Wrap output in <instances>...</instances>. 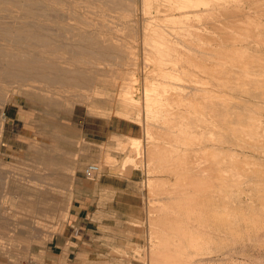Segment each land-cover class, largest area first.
<instances>
[{
  "label": "rangeland",
  "instance_id": "rangeland-1",
  "mask_svg": "<svg viewBox=\"0 0 264 264\" xmlns=\"http://www.w3.org/2000/svg\"><path fill=\"white\" fill-rule=\"evenodd\" d=\"M9 1L0 0V12H2L0 13V72L2 73V69H4L2 66H5L8 60L17 64H22L23 69L21 68L20 72L14 73L15 75L10 74L12 72H4V75L0 74V77L3 75L1 79H5L2 80L3 82L0 81L2 83L0 89H2L1 91H4L5 95L8 96V101L5 102L3 106L0 105V129H3L0 131L2 134H0V264H152L154 261V257H152L154 250L152 249L160 246L161 242L159 243V241L162 240L163 237L169 236V239L173 238L172 241H177L176 243L183 242L182 244H184L185 247V254H183L186 256L184 257V255H182L179 259L177 258L176 262L174 261L169 263L170 257L167 259L165 257H168V255L166 254L165 256L164 254L165 257L162 256L160 259V256L155 259L156 262L161 260L159 261L161 262L159 264H163L165 260L167 261H165L164 264H264V225H256L254 221L257 217L253 214H250L251 217L248 218V220H252L250 225L242 220V217L244 216L242 213L243 210L245 211L244 214H246L248 210L250 211L251 208L255 207L254 210H258L255 213L259 215L261 210L264 209L262 206V203H264V197H262L261 192L257 191L259 186H256L259 182L262 183L260 185V189L262 190L259 191H263L264 147H261L258 144L259 140L256 141L258 142L256 143V139L250 137L249 138L253 140L249 141L247 138L248 142L252 143V145H246L248 148L245 146L239 147L237 144L235 146L234 144H231V146V140L234 139V141H237L236 139H240L241 133L233 132L230 128V130L228 129L230 126L224 120L226 118L230 119V115L225 116L226 112L223 107V105H226L225 110H228L229 108L234 109L235 106L233 105L237 102V105L244 103L242 98L252 99V104L250 105L248 103V109L246 108L244 110L249 113L250 111H253V113H255L253 121L255 123L256 121L260 122L257 123L258 126L261 124L262 126L260 125V127H262V129L264 128V106L262 107L261 105L264 104V101H262L264 99V88H262L264 86V71H261L264 69V61L263 63L261 62L264 60V5L262 4L264 3V0H240L237 4L235 3V6L231 4L234 9L238 5L236 8L237 10L240 6L242 12L245 11V13H250V19H252L251 22H253L251 23L253 25H250L251 27L255 25H257V27L255 26L256 28L260 27L258 28L259 30L256 28L254 30L251 29L250 31L253 30V32H248L247 34V30L245 28H240L241 30L243 29V31L239 29L241 31L239 32V30H236L237 28L232 29V26L227 24L229 25L228 27L231 26V29H229L221 19L223 18V15L219 14V10H217V12L215 10H209L210 12L214 11L213 15L207 10L202 14L203 17L199 16V18L194 15V17L191 16L189 20L186 19L185 22L179 23L171 21L170 19L168 20L164 14L165 12L163 10H159V7L160 9H163V6H159L156 2H153L154 4L152 3V5L150 4V6L144 5L141 0H131L133 4L132 6H128L123 0H112L113 3L111 0H92L90 4L85 3L86 5L81 3L84 0H58L57 2H52V5L49 0H44L42 2L43 4L40 0ZM134 1H137V3H134ZM47 2H50V4H47ZM103 3L105 5H103ZM254 3H256L257 9ZM29 4H33L34 6H29ZM92 4L94 5L93 9ZM43 5L47 6L46 8H50L48 9V12L47 9H44L45 7ZM48 5L50 6L48 7ZM126 5L129 8L131 7L130 9L133 10L129 11L130 9L127 7L129 13L125 12ZM250 5L253 6L251 7ZM259 5L260 7H258ZM120 7H123V9ZM144 8H147V10H145L146 12H150H147L148 15L147 13H144ZM50 11L53 13L50 14ZM238 12H240V8ZM15 13L18 14V16ZM232 13L233 12H230V14ZM252 13L257 17L252 15ZM59 16L62 20H60L61 18ZM83 16H87L86 19L82 18ZM144 16H147L146 18L148 20H144ZM220 19L221 22L219 23L218 21H220ZM149 20L155 21L148 25L147 21ZM189 22L191 24H189ZM77 23L78 25H76ZM183 25H185L186 28H184ZM188 25H190V27L192 26V28ZM198 25L201 26L197 27ZM30 26L31 28H29ZM147 26H151L152 28H156L157 26L158 29H156V31L159 30L162 34L163 31L165 33L166 30V34H169V36L167 37V35H163L160 37H166V39L170 40V45L173 46L174 44V48H180L182 46L180 43H174V40L178 38L173 35H175V33L177 35L178 33V37H181L179 38L180 40L183 42H193L192 45L194 44L195 47H200L208 53L200 55L201 53L196 51V53L199 54L190 56L179 54V57L177 54H171L168 57L153 54V56L149 55L150 58H147L145 53L153 51L152 46H147L144 43L146 38L144 30H146ZM181 26H183V28ZM194 26L197 29H194L193 32L196 33L191 34L192 31L189 32L188 30H193ZM77 27L78 30L74 29ZM29 29L33 30V34L29 35ZM14 31L16 32L14 33ZM77 31L78 33H76ZM83 31H86L90 38L86 32L84 36ZM93 31L96 32L94 33ZM225 31L234 34L236 32L235 35H237L241 40H239L240 42L238 41L239 43L237 42L238 44H236L238 46L245 45L244 47L241 46L245 48L244 51L246 52L245 55H242L241 61L243 60L249 64L251 63L250 65L260 66L259 69L261 73H258L259 71L257 73L261 75L255 77H260L259 79L262 81V84L260 85H262V87L259 83L258 85L248 83V85H251V89H255L257 87L256 90L260 92L259 94L263 99L260 96L254 97V95L248 97L246 92L243 93L240 89H232L236 86L227 85L228 88L225 87L226 90L224 89V85L226 84L223 81L226 77L224 78L221 74L224 72L222 65L224 63L223 55H215L216 51L214 50L218 51L219 48L221 49V46L223 47L225 45V43L227 45H231L229 40V42L225 40ZM149 32L152 31L149 30ZM80 33L83 35L78 37ZM72 34L74 38H71ZM195 34H197V36H194ZM96 36L98 40H96ZM100 36L106 37H103L105 39L104 43L99 42V40H102ZM211 39H213L212 42ZM255 39L257 40L255 41ZM88 40L90 41L88 42ZM243 41L245 42L243 43ZM75 43H80L87 48L92 45L96 46L97 44L98 46H101L102 43L107 47L105 52L98 55L96 52H87L88 55L86 52L83 54L80 52H74L76 53L74 54L72 51L73 49L71 48H73ZM260 44L263 45L261 46ZM182 49H185V46ZM208 49L211 52L208 51ZM12 50H14L15 53L12 52ZM16 50L18 51V54ZM37 56L38 58L40 57V60L37 59ZM82 56L84 58H81ZM188 56L189 59L192 58L191 56L194 58L189 61ZM245 56L247 57L245 58ZM195 57H197L199 63ZM77 61L78 66L76 65ZM258 61L262 63V65L260 63L256 64ZM40 62L42 63L40 64ZM235 63L237 64V62ZM235 63L233 62L231 65H228V67L233 68L234 70H239L238 67H240V65H237V69L235 68ZM52 64H54L55 67ZM197 64H200L201 67ZM204 64L208 67L206 70L203 68ZM215 64L218 67V75L211 74L212 72L209 71L210 67L212 68ZM65 65L66 68H64ZM71 65L73 67H71ZM74 65L77 67H74ZM10 69L11 68L9 67L8 71H10ZM198 69L203 71L201 72ZM220 74L221 77H219ZM74 75H79L82 79H79V82L78 80L75 82L76 79L73 78ZM212 79H214V82ZM241 79L245 78L241 77ZM174 80H176V82ZM158 81L159 83H157ZM194 81H196V83ZM215 83L217 84L215 85ZM191 86H200V88L206 89L208 87L210 88L207 89L208 91L211 89L212 91H215H213V93H201V91L191 90ZM27 87H29V89ZM241 87L244 88L249 86L246 84V86L240 85V88ZM147 88H149V91L151 90L153 92H162V90L167 89L166 91L168 94L170 93V98L176 97L171 100L173 103H171L169 107L171 109L181 111L180 114L182 116L178 114L180 117H177L178 115L172 117L170 116L167 119L173 123L179 121L180 126L186 129L191 127L192 132L194 131L196 133L194 134L193 132V135H196L194 145L183 143L189 141V139H185L181 140L182 143L178 144L180 147H189L190 152L194 157H196V154L201 153V146L203 145V143H201L202 140L204 141V139L210 138L212 135L211 131H213L214 133H217H215V136H220H217L219 137L217 138L218 141H220V138L222 137H225L226 139L225 140L223 138V141H227V138H232H230V140L228 139L229 142H223L222 140L218 143L217 140L215 142L217 144L220 143L217 145L221 149L219 150L220 152L218 151V154H220L219 156H222L221 159L219 158L220 163L224 161V164L230 160V156H227L226 158L229 160H224L226 155H229L230 149L235 152L237 151V154L241 153V155H235L236 157L241 156L243 161L247 159L245 162L250 163L248 165L244 162V164L251 167L250 169L245 166L246 169H244L246 171L242 169L243 178L247 179L244 180L246 182L242 180L244 183L239 179L241 174L238 172L240 171L237 169L235 170L232 167L227 168L228 166L226 167V164H221L223 167L220 165L225 171L227 168L226 176L232 171V173L238 171L235 173L240 174H231L232 176L229 175V177L231 176L236 179L238 176L237 183H239V188H243L245 191L243 189L242 190L244 192L238 190V187L236 188L238 191H236L234 187L233 188L235 190L229 189L230 187L227 188L229 186V182L233 184L237 180L233 178L229 179L227 176L225 178V184L227 185L226 190H228V192L224 189V195L221 193V196L224 197L226 192L227 196L232 190V194L235 195L233 196L230 194L229 196H233V198L231 199L230 197L229 199V196H227V200H233L235 204L232 201H225L226 197H224L225 199L223 200V198L219 195L220 193L216 192L217 196H220L222 201L226 204L228 202L231 206V203H233L231 207H237L238 209L239 205V208H241L242 204H244V207L241 208L242 211H240V209L238 210L240 216L237 215L236 218L238 222H242V224H240V227L242 228L240 234L237 233V235H235L236 233L233 232V234L230 229L227 227L225 228V221L223 222L225 225L222 226H219L218 223L215 227L214 224L213 227L209 226L208 228V226H206L205 228H207L208 232L207 230H204V227L195 228V230L198 229L196 231H200L201 229L203 231V233L199 236V238H201L199 239V243L201 244V240L203 239L205 240L203 243L204 246L207 241L208 245H206V247H203V245L199 246V244L198 246H192L188 238H182L183 235L180 233L179 229L174 231L173 228L168 229L160 224L162 218L159 216L160 220L158 215L161 213L156 211L160 204L158 199L165 195H169L170 188H176V177L167 169H164L163 171L159 160H151L150 156L147 155L146 146L147 143L152 142L155 145L163 144L162 146L165 144L171 146L173 143L170 144L169 141L167 142V140L159 139L154 135L159 129L156 126L153 127L150 122L154 113L150 112V114L147 115L146 112L147 109L145 108V105ZM174 89L179 92H176ZM218 89L223 91L220 92ZM96 91H98L99 94ZM194 93L197 94L198 97H201L202 95H205L206 97L205 99L201 98L202 100L199 99L202 101H200V103L198 99L196 100V102L198 101V109L197 105H195L196 108L193 106L195 102L192 100V98H194L192 95H194ZM221 94H225L226 97L228 95L230 97L232 96L234 99H232V97L231 99L230 97L228 99L225 96L223 97ZM206 95H210L209 99ZM214 101L220 103V105ZM211 103H214L213 106H215L216 109L220 107V110H222L221 113L220 110L218 114L215 113L213 108L210 107L212 106ZM227 105L229 107H227ZM162 111L165 110L162 109ZM223 111L225 114H223ZM161 116L162 117L159 118V120L167 117L165 112H162ZM235 117L236 116H234V118ZM156 121L157 120H154V122ZM159 122L162 123L161 121H158V123ZM149 123L150 126H147ZM196 128L198 131H195ZM213 129H217L218 131ZM262 129H260L262 132L260 130L258 132V135L261 133L259 136L264 135V129ZM228 130L230 134L227 133ZM255 133L257 136V132ZM117 135H121L126 138V142L121 144L116 137ZM247 136H249V134H247ZM133 137L141 142V147L139 142L137 144L130 143ZM200 139L201 142L199 143ZM244 140L245 141L241 140V142H244L245 145L247 140L245 138ZM249 146L254 148L250 149L251 147ZM244 147L246 150L241 151ZM227 148L230 149L227 150ZM224 150L225 152H223ZM226 150L229 152L227 153ZM210 153L215 156H211ZM202 154L208 155L210 160H216L215 158L217 157L216 153L210 151L207 152V154H205L204 151ZM245 155L248 157H245ZM202 159L200 161H202ZM61 163L62 169L58 167ZM69 164L71 167L68 166ZM90 164H99L101 167L100 171L94 178H89L85 174V169ZM63 165L68 167L65 172L63 170L65 167ZM153 166L155 169H153ZM247 170H249V172ZM244 173H247L248 175L245 174L244 177ZM227 178L229 180H227ZM250 178L252 185H250L251 183L249 182ZM151 183L156 184V187H152V185H150ZM168 183L171 185H168ZM237 183H234L233 185L238 186ZM255 183L257 184L255 185ZM158 185L162 186L158 187ZM240 185H243V187ZM107 186L109 189L106 188ZM41 187L45 188L42 189ZM163 193H165V195ZM153 197H155V201L153 200ZM90 202L93 203V206H91L93 207L92 209H94L95 205L97 206L98 204L103 210L100 213L105 217L110 218L108 219V228L112 231V244L109 246V251H104L100 255L89 253L88 251H80V253L76 252V254L71 253L70 256L60 255L57 259L49 261L52 255L51 246L56 237L58 235H64L69 231L73 232L75 229L77 231L80 230L79 225L74 223L71 224L69 222L71 214L75 213V211H80L81 209L86 208L87 203ZM249 202L254 203V205ZM108 203L110 214L107 213ZM237 203L240 204L237 205ZM262 207L263 209H261ZM178 212L179 211H175L173 213L174 215H177H175L176 218H179V216L183 214L181 211L180 213ZM262 213H264V210L261 214ZM82 214L85 216L84 213ZM184 215L180 217L181 220L179 219V221L183 222L185 219L186 222L182 224L186 227L189 223H193V225L198 224L199 226L200 222L207 219L206 217H201L199 221H196L197 219L195 218H188V223L185 212ZM226 216L224 217L225 219ZM182 217H184V219ZM191 219H195V221H190ZM258 220L263 221L264 219L260 218ZM157 222L159 223L157 224ZM210 227L213 229H210ZM162 228H165V230L168 229L167 232ZM186 230L189 232V227L186 228ZM51 231H53L52 234L50 233ZM164 232L169 235H164ZM181 232L183 231L181 230ZM204 234H207V237H204ZM179 235H181V237ZM210 237L213 238L211 239ZM213 239L214 241H212ZM41 240L42 242L40 243ZM164 240L166 239L164 238ZM205 248L207 249L204 250ZM213 251L215 252L213 253ZM188 253H190L188 255L189 258L187 257ZM207 253H212V255L210 254V257L214 262L209 258L207 259L210 261L206 259ZM191 256L194 261L190 258ZM183 257L188 259L186 263L184 262L186 259L184 260ZM207 257H209L208 254ZM152 258L153 260H151ZM204 259H206L207 262ZM156 262L154 261L153 264H157Z\"/></svg>",
  "mask_w": 264,
  "mask_h": 264
},
{
  "label": "bare ground",
  "instance_id": "bare-ground-1",
  "mask_svg": "<svg viewBox=\"0 0 264 264\" xmlns=\"http://www.w3.org/2000/svg\"><path fill=\"white\" fill-rule=\"evenodd\" d=\"M9 1V0H8ZM11 1V0H10ZM9 1V2H10ZM13 2H14V0H12ZM16 1V0H15ZM18 1H20V0H18ZM38 1V0H37ZM44 0H40V2L42 3ZM47 1V0H46ZM49 1H51V5H52V2H57L58 0H49ZM81 1V0H80ZM83 1V0H82ZM101 1V0H100ZM112 1V0H111ZM114 1V0H113ZM113 1H112V3H113ZM116 1V0H115ZM122 1V0H121ZM123 1H125V3L129 6H132L133 4H132V2H131V0H123ZM238 1H240V0H141V2L144 4V5H149L150 6V4L152 5V3L153 2H156V3H158L159 4V6H163L164 8L163 9H160V7H159V10H163L165 13V16L168 18V20L170 19L171 21H174V22H179V23H182V22H185L186 21V19H190V17L191 16H193L194 17V15L195 16H197V17H199V16H201V17H203L202 16V14L204 13V12H206L207 10H208V12H210L209 10H215L216 12H217V10H219V14L220 15H223V18H221L223 21H224V23L227 25V24H230L231 26V28L233 29V28H237L236 30H239L240 28H245L246 30H247V32H246V34L248 33V32H253V30L257 27V25H255V26H253V27H251L250 25H253V24H251V23H253V22H251V20L252 19H250L251 17H250V13H245V11L244 12H242L241 11V7L239 6L238 7V10L236 9L237 8V6H236V8L234 9V8H232V6H231V4L232 5H236L237 4V2ZM242 1V0H241ZM254 1V0H253ZM258 1V0H257ZM260 1V0H259ZM39 2V3H40ZM92 2V0H84L83 2H81V3H86V4H90ZM97 2V1H96ZM106 2V1H105ZM104 2V3H105ZM118 2V1H117ZM245 2V1H244ZM252 2V1H251ZM50 4V2H47V4ZM69 3V2H68ZM103 3V5H105ZM111 3V4H112ZM120 3V2H119ZM122 3V2H121ZM134 3H137V1H134ZM236 3V4H235ZM249 3V2H248ZM43 4V3H42ZM46 4V5H47ZM80 4V3H79ZM85 4V5H86ZM115 4V3H114ZM113 4V5H114ZM124 4V3H123ZM154 4V3H153ZM260 4V3H259ZM263 5H264V3H262ZM30 5H33V4H29V6ZM84 5V6H85ZM117 5V4H116ZM125 5V4H124ZM126 5V10H125V12H128L129 13V11H131V10H133V9H130L128 6ZM135 5V4H134ZM246 5V4H245ZM254 5H256V3H254ZM261 5V4H260ZM260 5L258 6V7H260ZM34 6V5H33ZM32 6V7H33ZM44 7V9L46 10L47 9V12H48V9H50V8H46L47 6H45V5H43ZM50 5H48V7H49ZM93 4H92V9H93ZM123 6V5H122ZM231 6V7H230ZM248 6V5H247ZM251 6V5H250ZM249 6V7H250ZM253 6V5H252ZM251 6V7H252ZM27 7H28V5H27ZM32 7H30V8H32ZM95 7H96V5H95ZM94 7V8H95ZM119 7V6H118ZM130 9L129 11L127 10L128 8ZM153 7V6H152ZM245 7V6H244ZM256 7V9H257V5L255 6ZM254 7V8H255ZM264 7V6H263ZM120 8H122L123 9V7H120ZM147 8H148V6H147ZM147 8H144V13L146 14L147 12L145 11V10H147ZM239 8H240V12H238L239 11ZM243 8V7H242ZM262 8V7H261ZM7 9V8H6ZM43 9V10H44ZM71 9H73V8H71ZM245 9V8H244ZM252 9V8H251ZM37 10H38V8H37ZM246 10V9H245ZM71 11H73V10H71ZM257 11V10H256ZM6 12V11H5ZM51 13L50 14H52L53 12L52 11H50ZM55 12V11H54ZM157 12H158V10H157ZM221 12V13H220ZM230 12H233V13H236V12H238V13H236V14H230ZM248 12V11H247ZM251 12V11H250ZM0 13H2V12H0ZM18 13V12H17ZM57 14H59L58 12H56ZM75 13H76V11H75ZM148 13H150V12H148ZM148 13H147V15H148ZM210 13H212V15H213V13H214V11H211ZM6 14V13H5ZM16 14V13H15ZM19 14V13H18ZM18 14H16L17 16H18ZM61 14V13H60ZM135 14V13H134ZM133 14V15H134ZM219 14H217V15H219ZM237 14H239V15H237ZM256 14V13H255ZM41 15V14H40ZM43 15V14H42ZM48 15V14H47ZM62 15V14H61ZM65 15V14H64ZM205 15V14H204ZM252 15H254L253 13H252ZM257 15V14H256ZM17 16H15V17H17ZM43 16H45V15H43ZM55 16V15H54ZM56 16H58V15H56ZM67 16V15H66ZM79 16H80V14H79ZM210 16V15H209ZM225 16V17H224ZM255 16V15H254ZM261 16H262V14H261ZM9 17V16H8ZM21 17V16H20ZM24 17V16H23ZM52 17V16H51ZM60 17V16H59ZM65 17V16H64ZM63 17V18H64ZM81 17V16H80ZM79 17V18H80ZM87 17V16H86ZM86 17H82V18H84V19H86ZM145 17V19L144 20H148L146 17L147 16H144ZM166 17H165V19H166ZM255 17H257V16H255ZM255 17H253V18H255ZM55 18V17H54ZM58 18V17H57ZM61 18V17H60ZM66 18V17H65ZM71 18V17H70ZM81 18V19H82ZM152 18H155V17H152ZM200 18V17H199ZM219 18V17H218ZM261 18V17H260ZM6 19V18H5ZM22 19V18H21ZM36 19V18H35ZM38 19V18H37ZM52 19V18H51ZM67 19V18H66ZM65 19V20H66ZM72 19V18H71ZM73 19H74V17H73ZM212 19V18H211ZM221 19H220V21H218L219 23L221 22ZM262 19V18H261ZM60 20H62V18L60 19ZM138 20V19H137ZM184 20V21H183ZM203 20V19H202ZM260 20V19H259ZM6 21V20H5ZM28 21H31V20H28ZM27 21V22H28ZM74 21V20H73ZM73 21H71V22H73ZM87 21V20H86ZM155 21V20H154ZM153 20L151 21V20H149V21H147V23H148V25L149 24H152V22H154ZM192 21V20H191ZM190 21V22H191ZM193 21H194V18H193ZM8 22V21H7ZM12 22V21H11ZM76 22H78V21H76ZM84 22V21H83ZM189 22V24H191V23H193V22H191L190 23ZM196 23V22H195ZM224 23H222V24H224ZM31 24V23H30ZM45 24V23H44ZM177 24V23H176ZM187 24V23H186ZM185 24V25H186ZM197 24V23H196ZM218 24V23H217ZM73 25V24H72ZM71 25V26H72ZM76 25H78V23L76 24ZM185 25H183L184 26V28H186V26ZM194 25V24H193ZM220 25V24H219ZM261 25V24H260ZM264 25V24H263ZM54 26V25H53ZM153 26V25H152ZM178 26V25H177ZM177 26H176V28H177ZM183 26H181L182 28H183ZM189 27H190V25H188ZM196 26V25H195ZM195 26H194V28H193V30H191V29H189L188 31L189 32H191L192 31V33L191 34H194V33H196V32H193L194 31V29H197V28H195ZM201 25H198L197 27H200ZM204 26V25H203ZM206 26V25H205ZM229 25H227V27H228ZM3 27V26H2ZM10 27V26H9ZM33 27V26H32ZM45 27V26H44ZM50 27V26H49ZM220 27H221V25H220ZM230 27H228L229 29H231ZM264 27V26H263ZM1 28V27H0ZM29 28H31V26L29 27ZM51 28V27H50ZM55 28V27H54ZM65 28V27H64ZM84 28H86V27H84ZM190 28H192V26L190 27ZM258 28H260V27H258ZM258 28H256V29H258ZM262 28V27H261ZM3 29V28H2ZM12 29V28H11ZM45 29V28H44ZM47 29V28H46ZM74 29H77L78 30V27L77 28H74ZM73 29V30H74ZM87 29V28H86ZM156 29H158L157 28V26H156V28H152L151 26H147V28H146V30H144V35H145V40H144V43L148 46H152L153 47V51H148V52H146L145 53V51H144V53H145V55H147V58H150V56L149 55H152L153 56V54H157V55H162V56H169V55H171V54H177L178 55V57H179V54H183V55H197V54H199V53H201L200 55H205L206 53H208L207 51H205L204 49H201L200 47H195L194 46V44L192 45V43H190V42H183L182 40H180L179 38H181L180 36L178 37V33H177V35H176V33H175V35H173V36H175V37H177L178 39H175L174 41H172V42H174V43H180V45H182L181 47L183 48L184 46H185V49H182L181 47L180 48H178V47H176V48H178V49H176V48H174L173 46H174V44H173V46L172 45H170L171 44V42H170V40H168V39H166V37L165 38H163V37H160V36H163V35H167L166 33H167V31L165 30V33H164V29L162 30L163 31V34L162 33H160L159 32V30L158 31H156ZM179 29V28H178ZM202 29H203V27H202ZM219 29H221V28H219ZM226 29V28H225ZM244 29V30H245ZM251 29H253L252 31H250ZM22 30V29H21ZM30 31H29V35H31V34H33V30L32 29H29ZM36 30V29H35ZM51 30V29H50ZM54 30V29H53ZM149 30H151L152 32H149ZM235 30V31H236ZM241 30V29H240ZM239 30V32H241V31H243V29L240 31ZM259 30V29H258ZM24 31V30H23ZM64 31V30H63ZM256 31V30H255ZM263 31V30H262ZM9 32V31H8ZM8 32H5V33H8ZM16 31H14V33H15ZM56 32H57V30H56ZM60 32V31H59ZM62 32V31H61ZM65 32V31H64ZM84 32V31H83ZM86 32V31H85ZM85 32H84V36H85ZM94 33L96 32V31H93ZM181 32V31H180ZM237 32V31H236ZM236 32H235V34H236ZM245 32V31H244ZM258 32V31H257ZM70 33V32H69ZM74 33H75V31H74ZM76 33H78V31L76 32ZM88 33H90V32H88ZM168 33H169V30H168ZM217 33H219V32H217ZM231 33V32H230ZM228 33L227 31H225V40L227 41V42H229L230 41V43H231V45H227L226 43H225V45L222 47L221 46V49L219 48V50L217 51V50H214V51H216L215 52V55H223V59H224V63L222 64L223 65V68H224V72H222L221 74L223 75V77L225 78L226 77V79L223 81L226 85H224V89L226 90V88L225 87H227V85H231V86H236V87H233L232 89H236V90H242L243 91V93L244 92H246V94H248V97H250L251 95H254V97L256 96H260V92H258V90H256L257 89V87L255 88V89H251L252 87H250L251 85H248V83H254V84H256V85H258V83H259V85L260 84H262L261 82L262 81H260V77L259 78H256L255 76H258V75H261V74H258V73H261V71H264V69L263 70H261L260 71V69H259V67L260 66H258V65H250L248 62H245V61H241V59H242V55H245V48H243L245 45H241V46H243V47H241V46H238L237 44L241 41L240 40V38L237 36V35H235L234 33ZM263 33V32H262ZM8 34H10V33H8ZM55 34V33H54ZM64 34V33H63ZM86 34H87V32H86ZM91 34V33H90ZM93 34V33H92ZM162 34V35H161ZM172 34V33H171ZM223 34V33H222ZM260 34V33H259ZM51 35V34H50ZM57 35V34H56ZM76 35V34H75ZM83 34H79V36L78 37H80V36H82ZM88 35V37L90 38V36H89V34H87ZM94 35V34H93ZM96 35V34H95ZM98 35V34H97ZM101 35V34H100ZM200 35H201V33H200ZM204 35V34H203ZM41 36V35H40ZM60 36V35H59ZM62 36V35H61ZM70 36V35H69ZM169 36V34L167 35V37ZM194 36H197V34H195ZM199 36V35H198ZM207 36V35H206ZM219 36H220V34H219ZM223 36V37H224ZM244 36V35H243ZM24 37V36H23ZM64 37H65V35H64ZM87 37V36H86ZM86 37H84V38H86ZM101 37V36H100ZM99 37V38H100ZM104 36H102L101 38H102V40L100 41L99 40V42L101 43V42H103L104 43V41H105V39L104 38H106V37H104ZM190 37V36H189ZM208 37V36H207ZM213 37V36H212ZM242 37V36H241ZM247 37H248V35H247ZM254 37H256V36H254ZM67 38V37H66ZM71 38H74L73 37V34H72V37ZM88 38V39H89ZM96 38V40H98L97 39V36L95 37ZM95 38H92V39H95ZM203 38V37H202ZM246 38V37H245ZM22 39V38H21ZM196 39V38H195ZM194 39V40H195ZM199 39V38H198ZM201 39V38H200ZM210 39V38H209ZM214 39V38H213ZM213 39H211V42H212V40ZM242 39V38H241ZM11 40V39H10ZM23 40V39H22ZM27 40V39H26ZM73 40V39H72ZM71 40V41H72ZM77 40H79V39H77ZM81 40H82V37H81ZM111 40V39H110ZM192 40V39H191ZM191 40H189V41H191ZM202 40H204V39H202ZM222 40V39H221ZM224 40V39H223ZM229 40V41H228ZM240 40V41H239ZM245 40V39H244ZM257 39H255V41H256ZM65 41V40H64ZM87 41V40H86ZM86 41H85V43H86ZM90 40H88V42H89ZM92 41V40H91ZM209 41V40H208ZM239 41V42H238ZM252 41H253V38H252ZM262 41V40H261ZM264 41V40H263ZM262 41V42H263ZM97 42V41H96ZM170 42V43H169ZM201 42V41H200ZM214 42V41H213ZM238 42V43H237ZM245 41H243V43H244ZM81 43V42H80ZM80 43H75L74 45H73V48H71V49H73L72 51H73V53L74 52H80V53H89V52H96L97 53V55L98 54H101L102 52H105L106 51V47L107 46H105V44H101V46H98V44L96 45V46H91V47H86V46H83V45H81ZM206 43V42H205ZM237 43V44H236ZM242 43V44H243ZM254 43V42H253ZM261 43V42H260ZM90 44H92V43H90ZM94 44V43H93ZM110 44V43H109ZM203 44V43H202ZM252 44V43H251ZM44 45V44H43ZM176 45V44H175ZM196 45V44H195ZM206 45V44H205ZM261 45V44H260ZM263 45V44H262ZM261 45V46H262ZM23 46V45H22ZM21 46V47H22ZM51 46V45H50ZM114 46V45H113ZM217 46V45H216ZM264 46V45H263ZM151 47V48H152ZM251 47V46H250ZM260 47V46H259ZM258 47V48H259ZM23 48V47H22ZM108 48H111V47H108ZM145 48V47H144ZM149 48V47H148ZM208 48V47H207ZM247 48V47H246ZM257 48V49H258ZM16 49V48H15ZM113 49V48H112ZM214 49V48H213ZM45 50V49H44ZM44 50H42V51H44ZM47 50V49H46ZM108 50V49H107ZM150 50V49H149ZM20 51V50H19ZM118 51V50H117ZM196 51H198L199 53H196ZM208 51H210L209 49H208ZM253 51V50H252ZM264 51V50H263ZM9 52V51H8ZM12 52H14L15 53V51L14 50H12ZM16 52H17V54H18V51L16 50ZM21 52V51H20ZM37 52V51H36ZM45 52H47V51H45ZM62 52V51H61ZM126 52V51H125ZM211 52V51H210ZM256 52H257V50H256ZM259 52V51H258ZM31 53V52H30ZM34 53V52H33ZM57 53V52H56ZM69 53V52H68ZM88 53H87V55H88ZM115 53V52H114ZM124 53V52H123ZM122 53V54H123ZM264 53V52H263ZM10 54H11V52H10ZM16 54V55H17ZM32 54V53H31ZM31 54H29V55H31ZM74 54H76V53H74ZM212 54H213V52H212ZM250 54V53H249ZM9 55V54H8ZM33 55V54H32ZM63 55V54H62ZM90 55V54H89ZM123 55H125V54H123ZM130 55V54H129ZM177 55H175V56H177ZM181 55H180V57H181ZM247 55V54H246ZM261 55H263V54H261ZM91 56H92V54H91ZM94 56V55H93ZM189 56H188V59H189ZM32 57V56H31ZM44 57V56H43ZM70 57V56H69ZM98 57V56H97ZM100 57V56H99ZM117 57V56H116ZM192 58H194L193 56H191ZM247 56H245V58H246ZM32 58H34V57H32ZM68 58V57H67ZM80 58V57H79ZM81 58H84L83 56L81 57ZM101 58V57H100ZM119 58V57H118ZM171 58V57H170ZM192 58H190V59H192ZM200 58V57H199ZM202 58V57H201ZM13 59V58H12ZM35 59H36V57H35ZM37 59H39L40 60V57L38 58V56H37ZM73 59V58H72ZM174 59H176V58H174ZM190 59H189V61H190ZM195 59L197 60V57H195ZM215 59V58H214ZM7 60V59H6ZM59 60V59H58ZM82 60V59H81ZM201 60V59H200ZM205 60V59H204ZM246 60H248V59H246ZM28 61V60H27ZM86 61V60H85ZM96 61V60H95ZM191 61H193V60H191ZM202 61V60H201ZM200 61V62H201ZM206 61V60H205ZM216 61V60H215ZM214 61V62H215ZM263 61L264 60H262L261 62L263 63ZM82 62V61H81ZM197 62L199 63V60H197ZM196 62V63H197ZM235 63V62H237V64H236V66H235V68H237V65H240V67H238L239 68V70H234L233 68H229L228 67V65H231L232 63ZM19 63V62H18ZM42 62H40V64H41ZM61 63V62H60ZM192 63V62H191ZM216 63V62H215ZM260 62L258 61V63H256V64H259ZM262 63H260L261 65H262ZM1 64V63H0ZM78 64V61H77V63H76V65ZM80 64H82V63H80ZM93 64V63H92ZM190 64V63H189ZM206 64H208V63H206ZM213 64V63H212ZM249 64V65H248ZM51 65V64H50ZM54 67H55V65L54 64H52ZM76 65H74V67L76 66ZM198 65V64H197ZM202 65V64H201ZM2 66V65H1ZM5 66H7V67H5ZM5 66H2L4 69H2V73L0 72V74H3L4 75V72H8V73H10V72H12V73H10V74H13V75H15L14 73H16V72H20L21 71V68L23 69V65L22 64H17V63H15V62H13V61H10V60H8V62L5 64ZM52 66V67H53ZM70 66V65H69ZM78 66V65H77ZM76 66V67H77ZM80 66V65H79ZM83 66V65H82ZM94 66V65H93ZM96 66V65H95ZM194 66V65H193ZM192 66V67H193ZM198 66H200V64L198 65ZM210 66V65H209ZM212 66V65H211ZM253 66V67H252ZM11 68L10 69V71H8V68ZM47 67H49V66H47ZM71 67H73L72 65H71ZM92 67V66H91ZM190 67V66H189ZM201 67V66H200ZM1 68V67H0ZM28 68V67H27ZM64 68H66V65H65V67ZM63 68V69H64ZM89 68V67H88ZM198 68V67H197ZM196 68V69H197ZM203 68H204V70H206L208 67L204 64L203 65ZM218 67L216 66V64L215 65H213L212 66V68L210 67V72H212L211 74H216V75H218V69H217ZM237 68V69H238ZM263 68H264V66H263ZM103 69V68H102ZM258 69V70H257ZM262 69V68H261ZM198 70H200L201 71V69H198ZM49 71V70H48ZM66 71V70H65ZM82 71V70H81ZM97 71V70H96ZM203 71V70H202ZM201 71V72H202ZM259 71V72H258ZM84 72V71H83ZM95 72V71H94ZM207 72V71H206ZM216 72V73H215ZM258 72V73H257ZM5 73V74H6ZM56 73V72H55ZM104 73V72H103ZM205 73V72H204ZM264 73V72H263ZM63 74V73H62ZM65 74H67V73H65ZM195 74V73H194ZM221 74H220V76L219 77H221ZM2 75V76H3ZM57 75H58V72H57ZM60 75V74H59ZM196 75H198V74H196ZM253 75H254V78H253ZM1 76V77H2ZM8 76V75H7ZM11 76V75H10ZM53 76V75H52ZM63 76H65V75H63ZM67 76V75H66ZM1 77H0V79H1ZM5 77V76H4ZM85 77V76H84ZM197 77V76H196ZM214 77V76H213ZM212 77V78H213ZM236 77V78H235ZM241 77H243V78H245V79H241ZM263 77V76H262ZM261 77V78H262ZM6 78V77H5ZM64 78V77H63ZM73 78H75L74 80H75V82H77V80H78V82H79V79H82L79 75H74L73 76ZM193 78V77H192ZM50 79V78H49ZM89 79V78H88ZM2 80H5V79H1L0 81H2ZM55 80H57V79H55ZM73 80V81H74ZM97 80V79H96ZM192 80V79H191ZM194 80V79H193ZM197 80V79H196ZM205 80H207V79H205ZM209 80H210V78H209ZM214 79H212V81H213ZM218 80V79H217ZM221 80H222V78H221ZM220 80V81H221ZM53 81V80H52ZM175 82H176V80H174ZM199 81V80H198ZM208 81V80H207ZM216 81V80H215ZM3 82V81H2ZM116 82V81H115ZM155 82V81H154ZM195 83H196V81H194ZM204 82V81H203ZM214 82V81H213ZM1 83V82H0ZM157 83H159V81L157 82ZM164 83V82H163ZM168 83V82H167ZM199 83H200V81H199ZM206 83V82H205ZM217 83H219V82H217ZM217 83H215V85L217 84ZM221 83H222V81H221ZM220 83V84H221ZM80 84V83H79ZM246 84H247V86H249V87H241L240 88V85H245L246 86ZM63 85H64V83H63ZM176 85H177V83H176ZM195 85V84H194ZM203 85V84H202ZM201 85V86H202ZM205 85V84H204ZM222 85V86H223ZM239 85V86H238ZM255 85V86H256ZM0 86H2V83H1V85ZM198 86V85H197ZM219 86V85H218ZM222 86H220V87H222ZM261 87H262V85H260ZM260 86H258V87H260ZM192 87V86H191ZM190 87V88H191ZM203 87H205V86H203ZM212 87H214V86H212ZM28 89H29V87H27ZM34 88V87H33ZM223 88V87H222ZM228 88V87H227ZM262 88H264V86L262 87ZM173 89V88H172ZM207 89H210V88H208L207 87ZM206 88H200V86L199 87H192V89L191 90H195V91H201V93L202 92H205V93H209V92H212L213 93V91H215V90H213L212 91V89L211 90H207ZM221 89V88H220ZM2 89H0V105L1 106H3V104L5 103V102H7L8 101V96L7 95H5V93H4V91L2 92L1 91ZM167 90V89H166ZM166 90H162V92H156V91H149V88H147V92H146V105H145V108L147 109V115H149L150 114V112H152V113H154V116L153 117H151V120H150V122H151V124H152V126L153 127H157L159 130L158 131H156L155 132V136L157 137V138H159V139H162V140H167V142L169 141L170 142V144L171 143H173V144H171V146H168V144L166 145H164V146H162L163 144H161V145H155L152 141H150V142H152V143H147V146H146V152H147V155H149L150 156V158H151V160L153 159V160H159V163H160V166L163 168V171H164V169H167V170H169V171H171L174 175H175V177H176V184L175 185H177L176 186V188H170V194L169 193H167V194H169V195H165V193H163L165 196H163V197H161V198H159L158 199V201H160V204H159V207H158V209L156 210V211H158L159 213H161L160 215H158V217L160 216L161 218H162V221H160V224L161 225H163V227H165V228H173L174 229V231L176 230V229H179V231H180V233L183 235V237L182 238H188V240L190 241V243L192 244V246L194 245H196V246H198V244H199V246H201V245H203V247H206V245H208V241L205 243L206 245L204 246V241L205 240H203V242H202V240H201V244L199 243V239H201V238H199V236H200V234L201 233H203V231H202V229L200 230V231H196V230H198V229H196L195 230V228H202V227H206V226H208V228H209V226H212L213 227V224H214V227H215V225L218 223V225L220 226H222V225H225L226 224V226H224L225 228L227 227L228 229H230L231 231H232V233L234 232V233H236L235 235H237V233H241V230H242V228L240 227V224H242V222L241 221H237V215H239L240 213H239V209H240V211H242V207H244V204H242V206H241V208H239V204L237 203V205H239L238 206V209H237V207H231L232 205H233V200H230V201H228L227 200V196H229L230 194H232L233 192H232V190H231V192L229 193V195H227L226 196V193L228 192V190H226V187H227V185L225 184L226 182H225V178L228 176V178L230 179V178H233V177H231L232 175L231 174H233V175H237L238 173H240L241 174V176H242V178H243V170H245L246 168H245V166H247L246 164H250V163H246L245 161L247 160L246 158V160L245 161H243L242 160V158H241V156H235V155H241V153H239V154H237V151L235 152L234 150H231L230 148H227V150L228 149H230L229 151H227L226 150V152L228 153L229 152V155H226V157H225V159L224 160H229V159H226L227 158V156H230V160L229 161H227V162H225L224 164H226L225 166L227 167V168H233V169H237L238 171H240V172H238V171H235V172H238V173H232L233 171L231 170V169H229V170H231L232 172H230V174H229V172H228V174L229 175H231L230 177H229V175H227L226 176V171H227V168H226V171L225 170H223V168H221V166L222 165H224L223 164V159H222V161L223 162H221L220 163V160H219V158L221 159V157L219 156L220 154H218L220 151L219 150H221L220 149V147L219 146H217V145H219V144H217L218 142H220L221 140L223 141V138L225 139V137H222V138H220V141H218L217 140V138H219L220 136L219 135H217V136H219V137H217V136H215V133L213 132V131H211V133H212V135H211V137L210 138H206V139H204V141L202 140V142H201V139H200V141H199V143L201 142V143H203V145L201 146V153L200 154H196V152H195V154L197 155L196 157H194L193 156V154L190 152V150H189V147H185V148H182V147H180L178 144L179 143H182L181 142V140H185V139H189V141H187V142H183V143H188V145L190 144V145H194V143H195V141H196V135L194 136L193 135V132H192V128L190 127L189 129H186V128H183L182 126H180L179 124H180V122L178 121V122H170L169 121V119H167L168 117H172V116H177L178 114H180L181 113V111H179V110H175V109H171L169 106L171 105V103H173L171 100L172 99H175V98H170L171 96H170V93L168 94L167 93V91ZM175 90V89H174ZM179 90V89H178ZM219 90V89H218ZM264 90V89H263ZM34 91V90H33ZM166 91V92H165ZM170 91V90H169ZM176 91V90H175ZM220 91V90H219ZM221 91H223V90H221ZM220 91V92H221ZM230 91V90H229ZM261 91H262V89H261ZM96 92H98V91H96ZM176 92H179V91H176ZM194 92V91H193ZM263 92V91H262ZM174 93V92H173ZM215 93V92H214ZM217 93V92H216ZM219 93V92H218ZM98 94H99V92H98ZM174 94H176V93H174ZM173 94V95H174ZM178 94V93H177ZM180 94V93H179ZM231 94H232V91H231ZM259 94V95H258ZM126 95V94H125ZM128 95V94H127ZM223 97L225 96L226 97V95L224 94H221ZM220 95V96H221ZM228 95V94H227ZM234 95V94H233ZM117 96V95H116ZM176 96H178V95H176ZM180 96V95H179ZM207 97H208V99H209V96L210 95H206ZM235 96V95H234ZM128 97V96H127ZM127 97H124V98H127ZM132 97V96H131ZM192 97H194V98H192V100L196 103H194V105L193 106H195V105H197V109H198V101L196 102V100L198 99H205L206 97H205V95H202L200 98L198 97V95L197 94H195L194 93V95H192ZM222 97V98H223ZM229 95L226 97V98H228L229 99ZM232 97V96H231ZM231 97H230V99H231ZM261 97V96H260ZM122 98V97H121ZM178 98V97H177ZM242 98V97H241ZM262 98V97H261ZM260 98V99H261ZM128 99H130V98H128ZM195 99V100H194ZM201 99V100H202ZM207 99V100H208ZM232 99H234V97H232ZM243 99V101H244V103H240V105H237L238 104V102L235 104V105H233V106H235L234 107V109H231V108H229L228 110L226 109L225 110V106L226 105H223V107H224V111L226 112V115L225 116H229L230 115V119H225L224 121L225 122H227L228 123V125L230 126V127H228V129L230 128L233 132H238V133H241V135H240V139H236L237 141H234V139H232L231 137V143H230V145L232 144H234V146L237 144L239 147H241V146H245L246 147V145L248 144H250V145H252V143H250V142H248V140L249 141H252L250 138H255L256 140H255V142L256 141H258L259 140V143L258 142H256V143H258L261 147H264V135H262V136H259L258 135V132H259V130L260 129H262V127H260V125L261 124H259V126H258V124L257 123H260V122H258V121H256V123L253 121V118L255 117V113H253V111H250V113L249 112H246L244 109H246L247 108V106L249 107V105H248V103L251 105L252 104V102H251V100L250 99H248V98H242ZM259 99V98H258ZM263 99V98H262ZM126 100V99H125ZM133 100H134V97H133ZM177 100V99H176ZM179 100V99H178ZM201 100H199V103H200V101ZM210 100H212V99H210ZM214 100V99H213ZM226 101V100H225ZM227 101H229V100H227ZM262 101H264V99L262 100ZM134 102V101H133ZM202 102V101H201ZM215 103H217L216 101H214ZM235 103V102H234ZM233 103V104H234ZM143 104V103H142ZM169 104V105H168ZM218 105H220V103H217ZM243 104H245V105H243ZM255 104V103H254ZM258 104V103H257ZM260 104V103H259ZM139 105H140V103H139ZM211 105L212 106H210L211 108H213V110H214V112L215 113H219V110L221 109L220 107H218V109H216L215 108V106H213L214 105V103H211ZM262 105V107L264 106V104H261ZM232 106V105H231ZM216 107H217V105H216ZM227 107H229L228 105H227ZM191 108H194V107H191ZM195 108H196V106H195ZM162 109L163 110H165V111H162ZM248 109V108H247ZM0 110H1V108H0ZM170 110V111H169ZM192 110V109H191ZM212 110V109H211ZM233 110V111H232ZM194 111V110H193ZM197 111V110H196ZM221 111L222 110H220V113H221ZM223 111V114H225V112ZM162 112H165V115L167 116L166 118H162V120H159V118H161L162 116H161V114H162ZM185 112V111H184ZM164 114V113H163ZM188 114V113H187ZM190 114V113H189ZM258 114V113H257ZM3 115V114H2ZM180 116H182L181 114H180ZM179 115L177 116V117H180ZM190 116H191V114H190ZM234 116H236L235 118H234ZM2 117V116H1ZM188 118V117H187ZM154 120H157L156 122H154ZM149 121V120H148ZM158 121H161L162 123H158ZM3 124V123H2ZM146 124H148V123H146ZM147 126H150V123H149V125H147ZM262 126V125H261ZM4 127V126H3ZM149 128V127H148ZM147 128V129H148ZM150 129V128H149ZM194 129V128H193ZM225 129V128H224ZM229 129V130H230ZM264 129V128H263ZM262 129V130H263ZM1 130H3V129H0V131ZM213 130H215V129H213ZM217 130V129H216ZM215 130V131H216ZM229 130L227 131V133L228 134H230L229 133ZM195 131H198L197 130V128H196V130ZM218 131V130H217ZM224 131V130H223ZM225 131H226V129H225ZM225 131H224V133H225ZM261 131V130H260ZM264 131V130H263ZM202 132V131H201ZM255 132H257V136H256V133ZM262 132V131H261ZM150 133H151V131H150ZM150 133H148V134H150ZM206 133V132H205ZM255 133V134H254ZM0 134H1V132H0ZM194 134H196L195 132H194ZM217 134V133H216ZM247 134H249V136H247ZM263 134V133H262ZM2 135V134H1ZM247 137H246V136ZM77 136V135H76ZM245 136V137H244ZM78 137V136H77ZM117 138H118V140H119V142H121V144H124L125 142H126V138H124L123 136H116ZM250 137V138H249ZM128 138V137H127ZM131 138V137H130ZM150 138V137H149ZM152 138V137H151ZM205 138V137H204ZM230 138H227V141H228V139L230 140ZM244 138L247 140V138H248V140H247V143L244 145V142L242 143L241 142V140L242 141H245L244 140ZM138 140V139H137ZM136 140V138H132L131 139V142L130 143H133V144H137L138 142L140 143V147H141V142L138 140L137 141ZM216 140H217V143H215L216 142ZM226 140V139H225ZM223 141V142H227V141ZM210 142V143H209ZM229 142V141H228ZM126 145V144H125ZM231 145V146H232ZM181 146H183V145H181ZM197 146H199V145H197ZM221 146V145H220ZM233 146V147H234ZM194 147V146H193ZM245 147H244V149H241V151H244V150H246L245 149ZM249 147H251V146H249ZM223 148V147H222ZM246 148H248V147H246ZM254 147H251L250 149H253ZM137 149V148H136ZM200 149V148H199ZM226 149V148H225ZM235 149V148H234ZM75 150V149H74ZM202 150H204L205 151V154H207V152H213V153H216V156L218 157H216L215 159L216 160H210L209 158H208V155H204V154H202L204 151H202ZM223 150V149H222ZM54 151V150H53ZM56 151V150H55ZM72 151V150H71ZM141 151V150H140ZM219 151V152H218ZM232 151H234V152H232ZM223 152H225V150L223 151ZM53 153V152H52ZM226 153V154H227ZM244 153V152H243ZM246 153V152H245ZM69 154V153H68ZM210 155L211 156H213L214 154H211L210 153ZM209 155V156H210ZM223 155H225V154H223ZM76 156V155H75ZM74 156V157H75ZM142 156V155H141ZM140 156V157H141ZM215 156V155H214ZM73 157V158H74ZM223 157V158H224ZM243 157V156H242ZM245 157H248V156H246L245 155ZM149 158V159H150ZM203 158V159H202ZM75 159H76V157H75ZM202 159V161H200ZM244 159V158H243ZM73 160V159H72ZM78 160V159H77ZM198 160H199V162L201 163H199L198 162ZM76 161V160H75ZM130 161H132V160H130ZM77 162V161H76ZM204 162V163H203ZM244 162L246 163V164H244ZM158 163V164H159ZM199 163V164H198ZM76 164V163H75ZM78 164V163H77ZM153 164V163H152ZM222 164V165H221ZM65 165V164H64ZM63 165V166H64ZM95 165V164H94ZM98 167H99V170L101 169V167H100V165L99 164H96ZM151 165V164H150ZM201 165V166H200ZM221 165V166H220ZM55 166V165H54ZM53 166V167H54ZM61 166H62V163H61V165L60 166H58V167H60L61 168ZM68 166H70V164L68 165ZM76 166V165H75ZM52 167V168H53ZM57 167V166H56ZM65 167V166H64ZM71 167V166H70ZM73 167V166H72ZM223 167V166H222ZM248 168H250L251 169V167H249V166H247ZM67 166L63 169L64 170V172H65V170L67 171ZM75 168V167H74ZM245 168V169H244ZM62 169V168H61ZM76 169V168H75ZM153 169H155L154 168V166H153ZM243 169V170H242ZM256 169V168H255ZM68 171H69V169H68ZM73 171V170H72ZM72 171H70V172H72ZM242 171V172H241ZM246 171V170H245ZM244 171V172H245ZM248 172H249V170H247ZM73 172H75V171H73ZM150 172V171H149ZM247 172V173H248ZM68 173V172H67ZM247 173H244V177H245V174H247ZM264 173V172H263ZM240 174H238V175H240ZM257 174H258V172H257ZM248 175V174H247ZM241 176L239 177V179H240V181H244V180H247V179H242L241 178ZM76 177V176H75ZM236 177V176H235ZM238 177V176H237ZM236 177V179L235 178H233V179H235L236 181L234 182L235 184L237 183V181H238V178ZM248 177V176H247ZM246 177V178H247ZM7 178V177H6ZM227 178V180H229ZM5 179V178H4ZM153 179V178H152ZM151 179V180H152ZM6 181V180H5ZM234 181V180H233ZM239 181V182H240ZM242 181V182H243ZM249 181V180H248ZM7 182H9V181H7ZM229 182V181H228ZM244 182H246V181H244ZM243 182V183H244ZM250 183H251V178H250V181H249ZM248 182V183H249ZM259 182V181H258ZM261 182H263V181H261ZM175 183V182H174ZM233 183V184H234ZM242 183V184H243ZM9 184V183H8ZM161 184H162V182H161ZM233 184H231V182H229V186L227 187V188H229V189H233V190H235L237 187L239 188V183H237L238 184V186H235V185H233ZM240 184H241V182H240ZM257 183H255V185H256ZM262 183H260L259 182V184H257L256 186H259V189L257 190L258 192H261V194H262V197H264V188H263V191H259V190H262V189H260V185H261ZM264 184V183H263ZM68 185H70V184H68ZM150 185H152V187H154L156 184H153V183H151ZM168 185H171V184H169L168 183ZM250 185H252V183L250 184ZM159 186H162V185H158V187ZM240 186H242L243 187V185H240ZM263 187H264V185H262ZM156 187V186H155ZM154 187V188H155ZM165 187V186H164ZM235 189H234V188ZM241 187V188H242ZM42 188V187H41ZM45 188V187H44ZM44 188H42V189H44ZM67 188V187H66ZM168 188V187H167ZM166 188V189H167ZM162 189V188H161ZM165 189V190H166ZM227 191L226 193H225V196L224 197H226V199L223 197V196H221V193L223 194V192L225 191V190ZM243 189V188H242ZM242 189H238V190H240V191H242V192H244ZM257 189V188H256ZM155 190V189H154ZM157 190V189H156ZM169 190V189H168ZM224 190V191H223ZM237 189H236V191H238ZM162 191V190H161ZM164 191V190H163ZM222 191V192H221ZM230 191V190H229ZM216 192H219L218 194L221 196V198H223V200L225 199V201H228V202H233V203H231V206H230V204L227 202V204L225 203V202H223L222 201V199L220 198V196H217V194H216ZM257 192V193H258ZM235 193V192H234ZM259 194V193H258ZM224 195V194H223ZM233 196L235 195V194H232ZM257 195V194H256ZM260 195V194H259ZM233 196L231 197V196H229V199H230V197H231V199L233 198ZM253 196V195H252ZM254 196H255V194H254ZM253 196V197H254ZM72 198V197H71ZM261 198V197H260ZM157 199V198H156ZM213 199V200H212ZM264 199V198H263ZM153 200L155 201V197H153ZM153 201V202H154ZM242 203V202H241ZM249 203H252V202H249ZM248 203V204H249ZM235 204V203H234ZM247 204V203H246ZM253 205H254V203H252ZM263 205V207H264V203H262ZM237 205H235V206H237ZM252 205V206H253ZM248 207H249V205H248ZM250 207H251V204H250ZM263 207L261 208V209H263ZM155 208V207H154ZM258 208V207H257ZM260 208V207H259ZM246 209H248V208H246ZM255 209V207L254 208H251L250 209V211L248 210L247 211V213L246 214H244V210L242 211V213H243V217H242V220L244 221V222H247V224H249L250 225V222H252V220H248V218H250L251 217V215L250 214H253V215H255L256 217H257V219L254 221L255 222V224L257 225V224H261V225H264V220L263 221H259L258 219H260V218H263L264 219V213H262L261 214V212L264 210H261V212L259 213V215L258 214H256L255 212H257L258 210L256 209V210H254ZM153 210H155V209H153ZM259 210V211H260ZM151 211H152V209H151ZM150 211V212H151ZM175 211H179L178 213H180V211L181 212H183V214L182 215H184V212H185V214H186V217H187V221H188V223H189V219L190 218H195V219H197L196 221H199L200 219H201V217L203 218V217H206L207 219H204L203 220V222H200V224H199V226H198V224L197 225H193V223L192 224H190L189 223V225L186 227L185 225H183L182 223H184V222H186V220L184 219V217H182L184 220H183V222L182 221H179V219L181 220V216H179V218L177 217H175V215L173 214ZM249 212V213H248ZM153 213V212H152ZM163 213V214H162ZM237 213V214H236ZM241 213V214H242ZM2 214V213H1ZM204 215V216H203ZM227 215V216H226ZM231 215V216H230ZM248 215V216H247ZM177 216V215H176ZM185 216V215H184ZM226 216V219L224 218ZM230 216V217H229ZM240 216V215H239ZM160 217H159V219H160ZM229 217V218H228ZM189 218V219H188ZM195 219H191L190 221H195ZM161 220V219H160ZM241 220V219H240ZM245 220H247V221H245ZM226 222L225 224H223V222ZM238 222V223H237ZM241 222V223H240ZM253 222V223H254ZM159 222H157V224H158ZM212 224V225H211ZM4 225V224H3ZM160 225V226H161ZM187 225V224H186ZM4 226H6V225H4ZM189 227V229H190V231L188 232V230H186V228H188ZM4 228V227H3ZM165 228H162L163 230H165ZM203 228V229H204ZM224 228V229H225ZM51 229V228H50ZM168 229H166L165 231L167 232V230ZM210 229H213V228H211L210 227ZM181 230L183 231V232H181ZM185 230V231H184ZM204 230H207V228H205ZM0 231H1V229H0ZM3 231V230H2ZM178 231V232H179ZM202 231V232H201ZM209 231H211V230H209ZM230 231V232H231ZM157 232V231H156ZM163 232V231H162ZM166 232H164L165 234L164 235H166V236H168L167 235V233ZM177 232V233H178ZM207 232H208V230H207ZM5 233V232H4ZM10 233V232H9ZM51 234L53 233V231H51L50 232ZM154 233V232H153ZM160 233V232H159ZM231 233V234H232ZM233 233V234H234ZM13 234V233H12ZM6 235V234H5ZM156 235V234H155ZM161 235V234H160ZM163 235V234H162ZM207 235V234H206ZM205 234H204V237L206 236ZM180 237H181V235H179ZM211 236V235H210ZM170 237V236H169ZM169 237H163L162 238V236H161V238H162V240H160L159 241V243H160V246H157V248H154V249H152V250H154L153 251V253H152V257H154V261L156 262V258L158 257H160V259L162 258V256H164V254H165V256H166V254L168 255V257H165V258H169L170 257V259H169V263H172V262H176V260H177V258L179 259L180 257H182V255H184L185 253V251H184V249H185V247H184V244H182V243H176V242H174V241H172V239L173 238H170L169 239ZM175 237H177V236H175ZM202 237H203V235H202ZM203 237V238H204ZM207 237V236H206ZM209 237V236H208ZM160 238V239H161ZM164 238L166 239V240H164ZM179 238V237H178ZM211 239L213 238V237H210ZM10 239V238H9ZM46 239V238H45ZM48 239V238H47ZM176 239V238H175ZM181 239V238H180ZM206 239V238H205ZM44 240V239H43ZM208 240H209V238H208ZM212 241H214V239L212 240ZM42 242V240L40 241V243ZM180 242V241H179ZM209 243H210V240H209ZM190 244V245H191ZM247 244V243H246ZM207 248H205L204 250H206ZM187 250V249H186ZM152 252V251H151ZM206 252V251H205ZM207 252H209V251H207ZM210 252H211V249H210ZM215 251H213V253H214ZM184 253V254H183ZM163 254V255H162ZM190 253H188L187 254V257H188V255H189ZM207 254L209 255V257H207ZM206 254V259L207 258H209V259H211V255H212V253H207ZM186 255H184V257H185ZM193 256V255H192ZM192 256L190 257V258H192ZM183 257V259L185 260L186 258H184ZM194 257V256H193ZM189 258V257H188ZM164 259V258H163ZM162 259V260H163ZM182 259V258H181ZM182 259V260H183ZM193 259V258H192ZM206 259H204V260H206ZM209 259H207V260H209ZM214 259V258H213ZM151 260H153V258L151 259ZM165 260V259H164ZM183 260V261H184ZM191 260V259H190ZM207 260H206V262H207ZM215 260V259H214ZM154 261H153V263H154ZM159 261H161V260H159ZM156 262L157 264H159V263H161V262ZM165 261H167V260H165ZM165 261H164V263H165ZM186 261H188V259H186L184 262L186 263ZM192 261H194V259L192 260ZM210 261V260H209ZM211 261H213L212 259H211ZM222 261V260H221ZM220 261V262H221ZM214 262V261H213ZM218 262V261H217ZM216 262V263H217ZM152 263V264H153ZM163 263V264H164ZM167 263V262H166ZM178 263V262H177ZM191 263V262H190ZM192 264V263H191ZM208 264V263H207ZM211 264V263H210ZM218 264V263H217ZM231 264V263H230Z\"/></svg>",
  "mask_w": 264,
  "mask_h": 264
},
{
  "label": "crops",
  "instance_id": "crops-1",
  "mask_svg": "<svg viewBox=\"0 0 264 264\" xmlns=\"http://www.w3.org/2000/svg\"><path fill=\"white\" fill-rule=\"evenodd\" d=\"M106 188L109 189L108 186ZM91 206H93L92 202L87 203L86 208L71 214L69 222L79 225L80 230L77 231L75 229L73 232L69 231V234L58 235L52 243V255L49 261L57 259L60 255L70 256L71 253L76 254V252L80 253V251H88L96 255H100L104 251H109V246L112 244V231L108 228V219L110 218L100 213L103 210L98 204L97 206L95 205L94 209ZM109 209L108 203V214H110Z\"/></svg>",
  "mask_w": 264,
  "mask_h": 264
},
{
  "label": "built area",
  "instance_id": "built-area-1",
  "mask_svg": "<svg viewBox=\"0 0 264 264\" xmlns=\"http://www.w3.org/2000/svg\"><path fill=\"white\" fill-rule=\"evenodd\" d=\"M99 167L97 165H88L87 168L85 169V174L89 177V178H94L96 176V174L99 172Z\"/></svg>",
  "mask_w": 264,
  "mask_h": 264
}]
</instances>
